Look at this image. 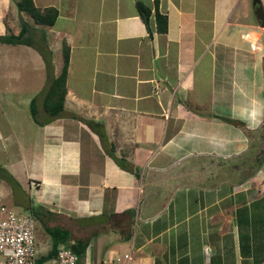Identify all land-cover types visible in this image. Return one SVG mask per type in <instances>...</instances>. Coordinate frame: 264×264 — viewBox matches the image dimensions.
<instances>
[{
  "label": "crops",
  "instance_id": "0c3cea01",
  "mask_svg": "<svg viewBox=\"0 0 264 264\" xmlns=\"http://www.w3.org/2000/svg\"><path fill=\"white\" fill-rule=\"evenodd\" d=\"M32 1L57 10L52 25L33 24L53 76L69 47L63 112L49 118L37 100L32 118L44 62L0 42V201L13 210L18 191L15 212H49L47 226L85 242L79 264H264V161L236 167L250 165L264 125L253 0ZM15 2L0 0V35L28 22Z\"/></svg>",
  "mask_w": 264,
  "mask_h": 264
},
{
  "label": "trees",
  "instance_id": "16d2710c",
  "mask_svg": "<svg viewBox=\"0 0 264 264\" xmlns=\"http://www.w3.org/2000/svg\"><path fill=\"white\" fill-rule=\"evenodd\" d=\"M15 6L18 12H22L30 18L32 24H29L28 22L22 20V18L20 17L19 31L17 32V34L0 35V42L7 44H25L33 47L38 51L44 62L45 84L40 92L36 96L31 98L29 102V112L32 118L35 119V103L37 100H39L40 110L44 114H46L49 118L57 117L63 112V100L66 92L65 79L69 57V47L64 40L61 41V67L59 73L56 76H53L51 52L48 50L45 43L44 32L41 29L36 30L37 28L33 26V24L38 26L52 25L56 19L57 10L53 6L40 8L36 6L32 0H16ZM135 8L142 22L146 26H148V17L150 15L149 8L140 2H135ZM153 19L155 24V31L158 33L165 32L166 17L164 14H161L158 11L156 6H154L153 10ZM33 35H36L37 40L32 39ZM262 129L263 131L261 136L264 137V127ZM261 163H258V166H260ZM28 210L34 220L42 223L43 230L50 239V247L48 251L44 255L38 257L35 260V264H41L44 261L54 257L57 247L61 244L70 247L77 258H79L83 254L85 242L81 240H75L73 241V243H69V233L67 232V230L57 226H47L45 224L44 218L46 214H49V212L44 210L41 206H31L28 208Z\"/></svg>",
  "mask_w": 264,
  "mask_h": 264
},
{
  "label": "built area",
  "instance_id": "2783aa9c",
  "mask_svg": "<svg viewBox=\"0 0 264 264\" xmlns=\"http://www.w3.org/2000/svg\"><path fill=\"white\" fill-rule=\"evenodd\" d=\"M0 264H35L34 219L30 213H17L0 201ZM76 255L66 245H59L50 264H76ZM129 254L116 257L109 264H127Z\"/></svg>",
  "mask_w": 264,
  "mask_h": 264
},
{
  "label": "rangeland",
  "instance_id": "374dc122",
  "mask_svg": "<svg viewBox=\"0 0 264 264\" xmlns=\"http://www.w3.org/2000/svg\"><path fill=\"white\" fill-rule=\"evenodd\" d=\"M25 17L28 22H31L30 18L27 15ZM32 39L37 40L36 35L35 36L33 35ZM57 57H58L57 59L58 62H60V54H58ZM262 127H264V125H262ZM261 134L262 132L259 131L252 135V146H251L252 149H251L250 165L242 166L244 165L242 164V162L239 165H237L236 167H241V170H242L241 172H244V171L253 172L256 169L258 170L262 167L261 164L260 166H258V163H261L262 160L264 161V137L261 136ZM14 199L16 201V204H13L11 206L14 211H18L17 209H20L19 206H21L27 200V197H25L22 193H19L18 191H16V197ZM4 205L7 206L6 203H4ZM34 221L35 223H34L33 236H34V261H35L38 257L44 255L48 251L50 247V239H49V236L43 230L42 223L38 222L37 220H34ZM41 264H49V260H46ZM76 264H79L78 258L76 259Z\"/></svg>",
  "mask_w": 264,
  "mask_h": 264
},
{
  "label": "water",
  "instance_id": "95a60500",
  "mask_svg": "<svg viewBox=\"0 0 264 264\" xmlns=\"http://www.w3.org/2000/svg\"><path fill=\"white\" fill-rule=\"evenodd\" d=\"M253 12L260 22L261 25H264V12L261 8V6L257 3V0H253L252 3Z\"/></svg>",
  "mask_w": 264,
  "mask_h": 264
}]
</instances>
